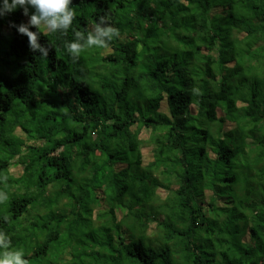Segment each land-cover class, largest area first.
I'll use <instances>...</instances> for the list:
<instances>
[{"label":"trees","instance_id":"1","mask_svg":"<svg viewBox=\"0 0 264 264\" xmlns=\"http://www.w3.org/2000/svg\"><path fill=\"white\" fill-rule=\"evenodd\" d=\"M72 7L66 35L40 34L47 59L10 27L22 8L0 17L11 249L29 264H264V0ZM100 16L119 38L74 63L65 41Z\"/></svg>","mask_w":264,"mask_h":264},{"label":"clouds","instance_id":"2","mask_svg":"<svg viewBox=\"0 0 264 264\" xmlns=\"http://www.w3.org/2000/svg\"><path fill=\"white\" fill-rule=\"evenodd\" d=\"M23 9V15L28 16V23L19 25L10 24L15 27L19 34L28 38L29 48L33 52H39L42 59H47L49 54L48 47H43L39 43L40 34L43 31L50 33L60 32L67 34L76 12L72 7V0H3L0 5V17L11 13L17 9ZM29 8L34 11L29 14ZM30 28H36L33 32ZM74 40L65 41L64 49L74 63L78 62L81 53L85 49L101 48L107 49L111 41L119 38V29L114 27L107 16H100L98 21L92 22L90 28L84 31L74 30ZM196 91L195 89L193 90ZM6 182L7 177L3 178ZM7 200V194L0 191V203ZM7 217L5 220L7 221ZM0 264H29L24 258V252L19 249H11V240L0 231Z\"/></svg>","mask_w":264,"mask_h":264},{"label":"rangeland","instance_id":"3","mask_svg":"<svg viewBox=\"0 0 264 264\" xmlns=\"http://www.w3.org/2000/svg\"><path fill=\"white\" fill-rule=\"evenodd\" d=\"M143 155H144V161H145L144 164H145V166H147L152 161V156H153L149 147L144 148ZM18 162H19L18 158L13 160V162H12L11 173H10V174H12V177L10 178L11 180H16L17 178H19L23 172V167H20L19 165H17ZM13 177H15L16 179ZM86 238H84V239H86Z\"/></svg>","mask_w":264,"mask_h":264}]
</instances>
